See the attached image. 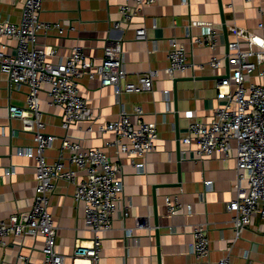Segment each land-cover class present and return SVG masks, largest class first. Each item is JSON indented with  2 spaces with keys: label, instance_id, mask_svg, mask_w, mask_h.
I'll return each instance as SVG.
<instances>
[{
  "label": "crops",
  "instance_id": "obj_1",
  "mask_svg": "<svg viewBox=\"0 0 264 264\" xmlns=\"http://www.w3.org/2000/svg\"><path fill=\"white\" fill-rule=\"evenodd\" d=\"M127 3L132 4V0H43L40 14L41 21L61 23L63 28L62 33L58 29L39 32L38 47L55 51L48 56L51 63L64 62L74 47L80 46L97 66L103 62L108 44L122 42L128 81L150 70L157 72L152 91L123 93L120 97L99 79L85 76L79 83L95 122H78L68 135L80 139L87 148L103 149L120 166L124 183L113 229L102 234L100 263L216 264L229 256L230 264H264V221L255 215L236 238L232 215L227 211V204L237 194L235 158L222 153L200 158L196 143H183L192 122H211L214 110L226 103V99L218 98L217 87L231 68L225 59L219 70L211 69V56L226 58L228 44L235 40L231 27L264 37V0H159L139 11L130 25L122 23L115 29L114 24L122 20L120 8ZM22 8L23 3L17 0H0V15L12 22L20 21ZM141 27L147 30V40L136 39V29ZM212 29L218 31L214 51L196 43ZM174 38L185 47L189 68L171 78L165 69ZM8 45L12 52L17 43L11 40ZM241 48L248 50V43L243 42ZM49 91L50 85L44 84L39 97L46 132L56 137L45 153L49 161H54L66 130L62 128V109L48 104ZM165 91H169L168 98ZM27 92L26 86L11 85L8 75L0 71V220L26 213L34 202L37 159L18 152L34 148L35 142L32 134L22 130V121L10 117V107L26 106ZM138 104L144 110L141 119L156 123L159 130L156 149L147 156L143 172L132 167L125 155L119 158L115 147L108 146L115 141L114 133L99 131L100 124L117 120L122 112L132 115ZM131 117L134 122L138 119L136 115ZM232 145L236 148L237 142ZM6 169L14 170V174H6ZM83 178L84 173H79V181ZM206 181L213 183L212 189L205 187ZM75 192L73 183L61 180L50 196L49 209L58 227L57 249L66 264H74L76 242L93 237L85 226L84 204L76 201ZM167 196L179 198L191 212L170 215ZM137 217H149L151 228L137 229ZM201 223L209 228L211 244L210 256L203 261L196 258L192 248L194 228ZM128 229L133 230L132 236L127 235ZM43 246L42 237L7 236L0 244V264L17 263L20 254L37 263L43 256Z\"/></svg>",
  "mask_w": 264,
  "mask_h": 264
},
{
  "label": "built area",
  "instance_id": "obj_2",
  "mask_svg": "<svg viewBox=\"0 0 264 264\" xmlns=\"http://www.w3.org/2000/svg\"><path fill=\"white\" fill-rule=\"evenodd\" d=\"M17 1L23 3L19 22H12L0 15V40H6L0 43V71L8 75L11 85L28 88L26 106L10 107V117L20 119L22 130L33 135L35 147L20 149L18 153L37 159L36 187L29 211L14 213L9 219L0 220V244L10 235L42 237L43 256L37 263H33L31 257L20 254L18 262L11 264H66L65 256L57 249L58 227L49 209L50 196L56 190L57 182L64 180L76 186L75 199L84 204L85 226L93 234L89 240L76 242L74 264L81 261L101 264L102 234L113 229L114 215L124 196V183L120 166L113 163L103 149L87 148L80 139L68 135L72 125L78 122H95L79 83L85 76L90 80L99 79L103 86H112L116 96L120 97L123 93L152 91L157 72L150 70L137 75L135 81H128L122 42L108 44L103 62L97 66L80 46L74 47L64 62H49L48 56L55 51L47 52L38 47V35L40 31L51 29H58L62 33L61 23L41 21L43 0ZM158 1L132 0V4L121 6L122 20L114 24L115 29L121 28L122 23L130 25L139 11ZM261 12L264 15V10ZM231 32L235 40L228 44L226 58L213 54L209 60L213 70L223 67L225 59L231 68L229 75L223 77L217 87L218 98L226 99V103L214 110L211 122H192L183 143H196V154L200 158L213 157L217 153H222L226 158H235L237 194L227 204V211L232 215L236 238H240L241 232L250 226L255 215L264 221V37L235 26L231 27ZM217 36L218 31L212 29L202 38H197L196 43L207 45L214 51ZM136 39L147 40L145 27L136 29ZM11 40L17 43L12 52L8 45ZM243 42L248 43V50L241 48ZM188 68L185 47L177 39H171L166 74L174 78L176 73L185 72ZM44 84L50 85L48 104L63 111L62 128L66 130L54 161H49L45 155L56 137L46 132L43 120L39 92ZM232 86L235 87L234 91L231 90ZM168 94L169 91H165V95ZM143 114V107L138 104L132 113L138 117L136 122L131 114L122 112L117 120L99 125V131L103 134H115V141L108 146L117 149L119 158L122 155L128 157L138 172L144 171L147 156L156 149L159 140L157 124L142 120ZM233 141L237 142L236 148L232 145ZM5 172L14 174L12 169ZM81 172L84 178L79 181ZM212 184L211 181L204 183L208 190L212 189ZM166 208L170 215L191 212L190 206L170 196L166 197ZM136 228H151L149 217H137ZM208 232V226L203 223L196 225L193 231L192 248L199 261L210 256ZM127 235L132 236L133 230L128 229ZM216 264H230V257L225 256Z\"/></svg>",
  "mask_w": 264,
  "mask_h": 264
},
{
  "label": "water",
  "instance_id": "obj_3",
  "mask_svg": "<svg viewBox=\"0 0 264 264\" xmlns=\"http://www.w3.org/2000/svg\"><path fill=\"white\" fill-rule=\"evenodd\" d=\"M224 31H225V32L227 31L226 26H224Z\"/></svg>",
  "mask_w": 264,
  "mask_h": 264
},
{
  "label": "bare ground",
  "instance_id": "obj_4",
  "mask_svg": "<svg viewBox=\"0 0 264 264\" xmlns=\"http://www.w3.org/2000/svg\"><path fill=\"white\" fill-rule=\"evenodd\" d=\"M82 262H85V261H82Z\"/></svg>",
  "mask_w": 264,
  "mask_h": 264
}]
</instances>
